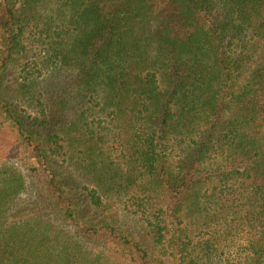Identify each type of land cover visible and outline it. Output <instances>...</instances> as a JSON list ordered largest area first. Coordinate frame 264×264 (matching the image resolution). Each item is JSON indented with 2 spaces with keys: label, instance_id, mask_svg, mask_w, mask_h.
I'll use <instances>...</instances> for the list:
<instances>
[{
  "label": "trees",
  "instance_id": "trees-1",
  "mask_svg": "<svg viewBox=\"0 0 264 264\" xmlns=\"http://www.w3.org/2000/svg\"><path fill=\"white\" fill-rule=\"evenodd\" d=\"M27 23L53 37L57 58L77 71L82 111L63 127L64 141L95 185L124 192L127 208L149 218L148 238L86 214L48 156L60 138L50 120L28 126L5 97L3 75L25 46ZM90 101L108 110V124L119 122L130 150L124 175L99 165L95 122L110 129L87 116ZM2 115L46 198L20 207L25 176L0 161V264H264V0H0ZM78 130L84 149L70 136ZM170 132L188 146L177 168L167 163ZM133 184L140 191H127ZM180 212L204 219L208 230L194 244Z\"/></svg>",
  "mask_w": 264,
  "mask_h": 264
},
{
  "label": "rangeland",
  "instance_id": "rangeland-1",
  "mask_svg": "<svg viewBox=\"0 0 264 264\" xmlns=\"http://www.w3.org/2000/svg\"><path fill=\"white\" fill-rule=\"evenodd\" d=\"M26 26V32L24 33L26 37L24 40L25 46L19 53H14L15 58L8 63L9 65L6 67L3 75V92L5 97L10 100L17 111L24 117L28 126H35L34 121L38 118L42 121L50 120L51 124L49 128L51 131L57 132L60 138L58 140L59 147L53 145L52 150L49 148L50 145L46 147L48 149V156L51 159V163L55 167H58L66 179L72 183L73 190L76 191L86 214L94 215L93 217L95 218L110 217L124 229L135 231L143 239L148 238L145 227L149 218L141 212L135 213L133 209L127 208L126 197L123 195L124 192L122 194H119L118 191H109L107 193L103 190L102 186L95 185L90 176L82 170V165L84 164L81 162V155L78 154V151L74 152L68 148V144L63 138L65 134H62L63 127L67 129L68 123L76 120L82 111L75 103L76 90L74 88L73 77L76 76L77 71L73 64H65L60 58H57V42L50 43L54 42L51 41L53 37L48 38L45 35L42 37L39 30L33 29L28 23ZM32 33L35 35L29 37ZM163 86H166L165 83H163ZM63 100L69 101V105L67 104V106L63 107L61 104ZM99 101L103 103L104 98H99ZM86 107L89 109L87 116H90V119L94 118L95 121H101V125L110 129H101L99 123L95 122L94 126L99 127L98 131L103 136L102 144H100L102 147L101 151L105 152L104 157H101L103 162H99V165L107 166L112 171L118 170L122 175L126 174L130 167V163H128L129 158H126L130 156V150L126 148V143L118 137V132H120L119 122L108 124L111 119L109 112L107 109L103 110L99 104L90 101ZM56 114L57 117H55ZM3 116L0 117V161L12 164L25 176L26 187L21 194L20 207L26 206L31 208L34 204L32 201L46 198V185L41 178L42 175L31 177L27 174L31 165L35 164L34 159L32 160L27 157L24 145L21 144L23 140H20L15 124L6 120ZM80 132L78 130V132L72 133L70 136L76 140ZM123 135L125 136L126 133ZM174 135V132H170L166 139V144L168 145L167 163L172 168H177L188 146L185 142L178 143ZM79 140L81 138H78L75 142L77 143ZM77 144L81 145L78 146L84 149V143ZM29 149L31 148L29 147ZM129 190L140 191V187L133 184L127 191ZM94 191L101 197L99 205L94 204L89 195V193H93ZM139 193L143 195L142 192ZM42 194L45 196L42 197ZM162 200L163 198H159V201ZM128 205L131 207V204ZM154 205L156 206H154L155 209H158L157 206L160 207L156 201ZM164 207L167 206L164 205ZM179 215V221L182 222L179 226L189 227L187 234L192 237L194 244L199 237L203 236L200 233L208 230L201 223L204 219L197 214L186 216V212H180ZM163 217L168 219L171 225L178 221L176 217L174 218L171 214L169 216L166 212ZM201 227L203 228L199 230ZM246 236L245 232H241L235 238L234 243L237 242V245L234 248L236 250H238L239 243L245 244L243 238Z\"/></svg>",
  "mask_w": 264,
  "mask_h": 264
}]
</instances>
